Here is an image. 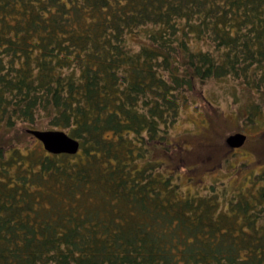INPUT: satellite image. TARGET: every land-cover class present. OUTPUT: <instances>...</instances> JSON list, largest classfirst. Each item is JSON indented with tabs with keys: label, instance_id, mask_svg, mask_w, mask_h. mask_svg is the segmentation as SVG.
<instances>
[{
	"label": "trees",
	"instance_id": "16d2710c",
	"mask_svg": "<svg viewBox=\"0 0 264 264\" xmlns=\"http://www.w3.org/2000/svg\"><path fill=\"white\" fill-rule=\"evenodd\" d=\"M222 78L264 116V0H0V264H264V184L222 208L164 173Z\"/></svg>",
	"mask_w": 264,
	"mask_h": 264
},
{
	"label": "rangeland",
	"instance_id": "374dc122",
	"mask_svg": "<svg viewBox=\"0 0 264 264\" xmlns=\"http://www.w3.org/2000/svg\"><path fill=\"white\" fill-rule=\"evenodd\" d=\"M231 87L229 79H211L204 85L205 97H193L183 107L172 128L175 149L164 166L165 174L176 168V181L185 194L218 191L222 208L233 194L244 192L252 198L264 184V116L247 120L250 106L234 98ZM236 132L247 138L233 148L226 138Z\"/></svg>",
	"mask_w": 264,
	"mask_h": 264
},
{
	"label": "water",
	"instance_id": "95a60500",
	"mask_svg": "<svg viewBox=\"0 0 264 264\" xmlns=\"http://www.w3.org/2000/svg\"><path fill=\"white\" fill-rule=\"evenodd\" d=\"M34 133L43 141L46 148L52 152L74 153L78 151L80 146L78 140L62 130H36ZM246 138L245 133L236 132L228 135L226 142L229 146L235 148L244 144Z\"/></svg>",
	"mask_w": 264,
	"mask_h": 264
}]
</instances>
